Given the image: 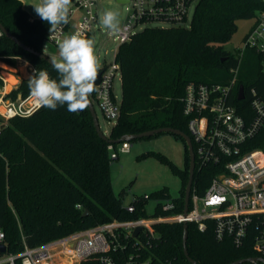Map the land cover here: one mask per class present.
<instances>
[{
    "label": "trees",
    "instance_id": "trees-1",
    "mask_svg": "<svg viewBox=\"0 0 264 264\" xmlns=\"http://www.w3.org/2000/svg\"><path fill=\"white\" fill-rule=\"evenodd\" d=\"M263 11L264 0H199L189 26H147L135 32L115 54L122 98L120 116L109 137L118 139L159 127L181 129L190 135L189 118L183 111L187 84L226 82L237 57L225 44L237 32L239 20L256 19ZM0 22L25 44L47 53L50 25L40 17L32 19L21 0H0ZM256 54L255 49H247L241 66L246 78L241 82L247 94L252 86L260 93L264 90V74L255 63ZM16 57H24L36 70H46L52 79H59L52 64L2 32L0 59L13 64ZM13 93L29 94L28 79H23ZM233 102L242 112L250 108L248 97L244 101L234 98ZM176 136L186 149L185 167H173L182 176L177 199V212H181L190 153L185 139ZM108 145L98 135L89 107L76 113L67 111L66 105L56 110L40 107L29 116L8 120L0 134V230L7 247L0 256L17 254L25 245L34 247L113 219L146 215L145 195L133 198L131 203H136L138 210L130 213L124 206V192L115 193L111 164L119 156L111 157ZM253 145L264 146V128ZM213 175L209 167H196L195 191L204 193ZM168 195L169 188L163 187L149 197ZM86 209L89 212L83 215ZM157 229L159 255L172 264H192L184 253L183 224L162 223ZM187 248L198 264H230L257 255L250 242L237 247L229 239L219 241L212 225L201 231L195 222L188 223ZM17 264H22L20 258ZM81 264L100 262L91 259Z\"/></svg>",
    "mask_w": 264,
    "mask_h": 264
},
{
    "label": "built area",
    "instance_id": "built-area-1",
    "mask_svg": "<svg viewBox=\"0 0 264 264\" xmlns=\"http://www.w3.org/2000/svg\"><path fill=\"white\" fill-rule=\"evenodd\" d=\"M99 0H75L72 13L82 11V19L71 29L70 20L62 24L46 42L58 47L57 42L65 36L81 33L85 38L98 20L95 10ZM199 0H127L128 17L120 25L121 31L112 33L117 48L129 41L140 26L151 21H165L170 25L189 26ZM147 27V26H145ZM144 27V28H145ZM2 32L0 31V35ZM50 37V38H49ZM247 49L257 51L255 63L264 74V11L256 17L255 24L245 36L243 46L236 51L237 64L230 69L226 82L196 83L186 86L183 97L184 114L189 118L188 128L195 153V169L211 168L214 175L204 193H198L192 186L187 213L177 212L178 196L171 194L155 198L156 204L151 215L146 213L149 200L143 210L146 215L127 220L113 219L95 226L78 230L37 246L25 245L17 254H5L0 264H81L103 258L112 264H172L157 252L160 245L158 224L195 222L199 230L205 231L212 225L216 239H229L237 247L250 242L256 257L264 259V146L255 147V138L264 128V90L260 93L252 86L248 94L238 99L242 77V63ZM28 61V60H27ZM29 62V61H28ZM31 74L36 67L31 62ZM120 71L114 61L107 66L96 85L94 99L109 121L117 122L121 101L113 93L116 72ZM51 78V77H50ZM246 79V78H245ZM244 85V84H243ZM15 89L6 90L0 85V134L3 125L17 116H29L40 108L30 93L14 94ZM248 97L250 108L240 111L233 99L244 101ZM129 141L109 144L111 157L130 150ZM130 212L138 210L136 203L124 205ZM141 229L136 233L137 229ZM0 230V243L4 240ZM244 264V263H243ZM259 264H263L260 262Z\"/></svg>",
    "mask_w": 264,
    "mask_h": 264
},
{
    "label": "rangeland",
    "instance_id": "rangeland-1",
    "mask_svg": "<svg viewBox=\"0 0 264 264\" xmlns=\"http://www.w3.org/2000/svg\"><path fill=\"white\" fill-rule=\"evenodd\" d=\"M75 0H72L71 10L75 8ZM129 3L118 0H99L95 7L98 13V20L94 23L89 39L95 42V54L98 57V71L105 69L114 61L117 41L114 40L112 32L103 27L100 23L101 15L106 10L116 11L119 14V22L122 25L128 17ZM82 19V11L73 12L70 16L71 29ZM254 18L241 19L238 21V30L232 40L225 44L226 48L236 51L243 46L244 38L255 24ZM165 21L155 20L140 26H168ZM47 54L59 58L58 47L47 45ZM24 59V57H21ZM35 67V65L33 64ZM23 69V68H22ZM25 72V71H24ZM28 76V73H25ZM30 77V75L28 76ZM113 83V93L121 101L122 87L120 71L116 72ZM16 82V80H15ZM99 124L103 132L109 135L112 126L115 124L105 118L99 103L94 99V92L90 96ZM8 122V121H7ZM6 122V123H7ZM131 147L128 152H119V157L111 164V175L113 188L117 195L124 192V204L128 205L134 197L149 195L151 192L168 187L172 196L180 194L182 176L174 171V166L184 168L186 165V149L183 141L175 134L162 132L153 136L129 140ZM156 199L148 202L146 213L151 215L154 211ZM2 256H0V259Z\"/></svg>",
    "mask_w": 264,
    "mask_h": 264
},
{
    "label": "clouds",
    "instance_id": "clouds-1",
    "mask_svg": "<svg viewBox=\"0 0 264 264\" xmlns=\"http://www.w3.org/2000/svg\"><path fill=\"white\" fill-rule=\"evenodd\" d=\"M72 0H38L32 4L36 15L50 25V37L58 27L67 24ZM119 14L106 10L100 18L104 28L112 33L121 31ZM49 37V38H50ZM59 58H50L53 69L59 79L50 78L46 70H34L28 78L30 94L40 107L56 110L58 106H67V111L76 113L87 109L90 96L97 91L98 57L95 54V42L77 32L65 36L57 42ZM103 264H112L110 258H103Z\"/></svg>",
    "mask_w": 264,
    "mask_h": 264
},
{
    "label": "water",
    "instance_id": "water-1",
    "mask_svg": "<svg viewBox=\"0 0 264 264\" xmlns=\"http://www.w3.org/2000/svg\"><path fill=\"white\" fill-rule=\"evenodd\" d=\"M119 2H125L127 0H118ZM0 30L9 38H11L12 40H14L19 46H21L22 48H24L25 50L32 52L38 56H40L41 58L45 59L46 61H48L50 63V58L52 56H50L47 53H42L39 51H36L34 48L30 47L29 45L25 44L24 42H22L21 40H19L13 33H11L1 22H0ZM51 64V63H50ZM104 69H101L98 71V79L96 81V85H98L101 81V76L103 73ZM245 96V91H244V85L241 84L239 86V93H238V99L242 100ZM90 99V105H89V109L90 112L92 114L93 117V122H94V126L96 128V131L98 133V135L104 139L105 141H107L109 144H117L120 142H124V141H129L132 139H136V138H143V137H148V136H153L162 132H170V133H174L176 135H180L182 136L187 145H188V149H189V153H190V167H189V178H188V183L186 185V189H185V197H184V212L187 213L188 209H189V201H190V194H191V190H192V186H193V179H194V174H195V153H194V147H193V142L191 139V136L186 133L185 131L181 130V129H177V128H173V127H159V128H155L152 130H148V131H144L138 134H126L118 139H112L109 137V135L105 134L103 132V130L100 127L99 124V120H98V116L97 113L95 111V107L92 103L91 98ZM5 126V124L3 125V127ZM88 209H86L83 212V215L88 214ZM183 248H184V253L185 256L187 257V259L192 263V264H198L193 258H191V256L189 255L188 252V248H187V237H188V223L184 222L183 223ZM141 229V227H139L136 231V233ZM7 251V247L4 243H0V253H6ZM245 262H250L253 264H259L260 262H262L264 264V259L262 257H248V258H242V259H238L236 261H233L230 264H243Z\"/></svg>",
    "mask_w": 264,
    "mask_h": 264
},
{
    "label": "crops",
    "instance_id": "crops-1",
    "mask_svg": "<svg viewBox=\"0 0 264 264\" xmlns=\"http://www.w3.org/2000/svg\"><path fill=\"white\" fill-rule=\"evenodd\" d=\"M21 1L23 3V8L30 14L32 19L39 18V16L35 13L34 8L31 6L32 4L37 3L38 0ZM23 67L28 73V76H31V65H29V62L25 58L23 59L21 57H16L13 64L7 62L6 60L0 59V76L3 78V87L6 90L17 89L23 79L29 78L28 76H25L24 70L22 69ZM8 75L13 76L16 82L11 83L7 78Z\"/></svg>",
    "mask_w": 264,
    "mask_h": 264
},
{
    "label": "bare ground",
    "instance_id": "bare-ground-1",
    "mask_svg": "<svg viewBox=\"0 0 264 264\" xmlns=\"http://www.w3.org/2000/svg\"><path fill=\"white\" fill-rule=\"evenodd\" d=\"M23 70L25 71V68L23 67ZM24 73H27L26 71ZM8 80L11 82V83H15V78L13 76H7ZM9 88V87H8Z\"/></svg>",
    "mask_w": 264,
    "mask_h": 264
}]
</instances>
